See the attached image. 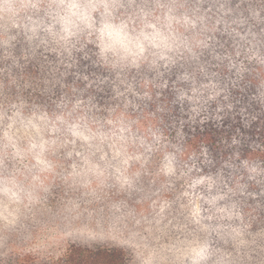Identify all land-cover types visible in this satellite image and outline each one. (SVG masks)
Segmentation results:
<instances>
[{
    "label": "rangeland",
    "instance_id": "obj_1",
    "mask_svg": "<svg viewBox=\"0 0 264 264\" xmlns=\"http://www.w3.org/2000/svg\"><path fill=\"white\" fill-rule=\"evenodd\" d=\"M192 18L177 0H0V44L23 31L93 42L127 83L167 43L200 41ZM146 119L121 98L92 105L62 87L16 101L0 89V264L55 261L71 246L122 248L130 264H236L195 187L160 163Z\"/></svg>",
    "mask_w": 264,
    "mask_h": 264
},
{
    "label": "trees",
    "instance_id": "obj_2",
    "mask_svg": "<svg viewBox=\"0 0 264 264\" xmlns=\"http://www.w3.org/2000/svg\"><path fill=\"white\" fill-rule=\"evenodd\" d=\"M177 1L192 10L200 41L167 43L168 53L127 83L95 43H53L23 31L11 46L0 44V89L16 101L62 87L92 105L129 101L165 147L160 163L195 187L218 250L236 264H264V0ZM40 264L130 263L122 248L71 246Z\"/></svg>",
    "mask_w": 264,
    "mask_h": 264
}]
</instances>
